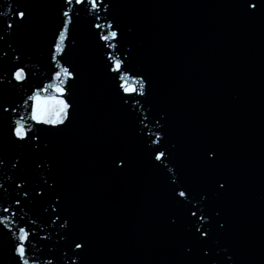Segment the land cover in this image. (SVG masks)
Here are the masks:
<instances>
[{
    "label": "water",
    "instance_id": "water-1",
    "mask_svg": "<svg viewBox=\"0 0 264 264\" xmlns=\"http://www.w3.org/2000/svg\"><path fill=\"white\" fill-rule=\"evenodd\" d=\"M0 13V264H21L20 227L29 264H264V0H0ZM115 58L143 95L123 92ZM61 67L67 116L38 124L29 97L57 96Z\"/></svg>",
    "mask_w": 264,
    "mask_h": 264
},
{
    "label": "snow or ice",
    "instance_id": "snow-or-ice-1",
    "mask_svg": "<svg viewBox=\"0 0 264 264\" xmlns=\"http://www.w3.org/2000/svg\"><path fill=\"white\" fill-rule=\"evenodd\" d=\"M65 3L68 5L73 4V0H65ZM88 4L91 6V10H98L100 4L103 3V0H75L76 5H83ZM106 7V6H105ZM255 7V5H252ZM0 15H5L4 13H0ZM18 20H23L26 18V14L24 11H17L15 13ZM63 17L65 18L63 21V28L59 32L58 39L55 43V51L60 52L62 48V44L65 41L66 31L69 28V24L71 22V16L69 11L65 10L62 13ZM7 27L11 28L12 25L9 24ZM95 27H103L101 25H95ZM108 28H113V26L109 23L107 25ZM2 38V37H0ZM118 38V32L116 30L108 31L106 35L101 36V39L105 42L110 40H115ZM109 47H112L111 44H108ZM55 59V56L53 57ZM112 71L120 73V79L122 83L120 84V88L126 94L138 93L143 95L142 89L144 88V83L142 79H134L132 82H129V77L125 74L122 70V61L118 58L113 59V66ZM71 77V73L68 71L67 68H60V71L55 73V79L59 80V84L54 86L55 92L58 94L57 96H45L40 97L39 95H34L29 97L33 102L31 105V113L30 118L32 121L36 123H43L48 125H58L63 124L64 120L67 116L68 109L70 105L65 102L64 99L60 98L65 93V88L61 85L64 84V80L60 79L61 76ZM13 78L17 81H23L25 77V71L21 68H18L13 73ZM12 134L19 140H24L28 135V129L24 126L21 120L15 121V127L12 129ZM165 156V153L162 151H158L155 155V159L160 161ZM223 187V185H221ZM186 191H180L178 193L179 197H186ZM7 211V209H5ZM194 215V214H193ZM7 217L4 218L6 220ZM4 220H0V224L4 223ZM199 232V235L202 237H206L208 235L207 231H201L199 228L196 229ZM29 238V232L24 228L20 227L18 229V235L16 239L18 243L14 246V251L16 255L20 258L21 264H29L28 259L26 258L27 255V241ZM76 249H80L82 251L83 246L80 243H76Z\"/></svg>",
    "mask_w": 264,
    "mask_h": 264
}]
</instances>
